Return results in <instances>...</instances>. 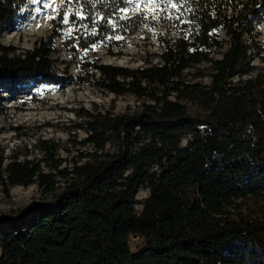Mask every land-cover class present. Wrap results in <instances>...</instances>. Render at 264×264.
<instances>
[{"label": "trees", "instance_id": "1", "mask_svg": "<svg viewBox=\"0 0 264 264\" xmlns=\"http://www.w3.org/2000/svg\"><path fill=\"white\" fill-rule=\"evenodd\" d=\"M134 1L64 0L33 47L0 41V81L61 80L59 38L81 57L71 81L139 101L83 108L72 159L47 138H37L36 158L0 148L6 187L36 183L50 196L0 228V264H264V68L233 79L249 66L264 0H164L154 16L124 15ZM24 2L0 0V29ZM147 28L156 51L137 67L79 53H111Z\"/></svg>", "mask_w": 264, "mask_h": 264}, {"label": "rangeland", "instance_id": "2", "mask_svg": "<svg viewBox=\"0 0 264 264\" xmlns=\"http://www.w3.org/2000/svg\"><path fill=\"white\" fill-rule=\"evenodd\" d=\"M63 2L64 0H25L13 22L0 29V41L20 50L33 47L39 37L48 35L51 19L58 15ZM163 2L164 0H157L155 3L135 0L122 13L130 15L144 11L146 15L154 16V9L158 3L162 5ZM64 30L69 31L71 27H65ZM153 34L148 28L142 29V32L126 39L121 46L113 48L111 53L100 46L94 47L93 52L80 50L79 53L98 57L106 63L137 67L145 60L154 58L156 41ZM248 41L249 66L233 79L252 76L264 68V9L255 22ZM54 46L53 56L61 80L25 75L21 81H0V148L5 156L17 153L21 158L38 157L35 144L40 137L58 142L60 155L67 160L72 159L79 150V145L73 144L74 138L80 139L86 135L83 129L77 127L83 108L120 112L139 102L130 93L115 95L90 84L71 81L79 78L78 63L81 62V57L68 53L59 38ZM203 80H207V77ZM187 137L188 134L181 137L183 144ZM80 148L87 149L86 146ZM147 194L146 186L139 187L136 209H141L140 201ZM49 198L48 192H41L36 183L6 187L0 180V228L6 227L4 223L15 218L33 202H48Z\"/></svg>", "mask_w": 264, "mask_h": 264}, {"label": "snow or ice", "instance_id": "3", "mask_svg": "<svg viewBox=\"0 0 264 264\" xmlns=\"http://www.w3.org/2000/svg\"><path fill=\"white\" fill-rule=\"evenodd\" d=\"M149 2L155 3V2H157V0H149ZM76 15L78 17H80V19H83V15L81 13L77 12ZM62 16H63V19H62L61 23H65V24L72 23L71 19L69 18V14L67 12H63ZM108 22H109V24L112 23V21H110V20ZM85 34H88V33L86 32Z\"/></svg>", "mask_w": 264, "mask_h": 264}]
</instances>
